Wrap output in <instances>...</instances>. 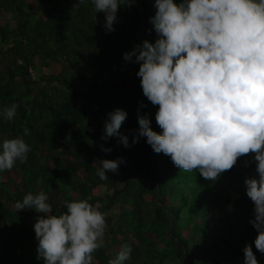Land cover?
<instances>
[{"label": "trees", "instance_id": "16d2710c", "mask_svg": "<svg viewBox=\"0 0 264 264\" xmlns=\"http://www.w3.org/2000/svg\"><path fill=\"white\" fill-rule=\"evenodd\" d=\"M154 3L121 6L115 31L106 34L105 15L91 0H0V109L19 106L13 120L0 117V140L23 136L31 148L26 162L0 173V264H43L33 227L39 214L14 208L39 191L48 194L53 214L84 197L110 213L94 264H108L126 243L132 253L125 264H243L242 249L257 235L244 180L256 174L257 162L246 154L212 182L155 153L146 137L132 142L138 115L162 132L159 106L143 95L136 74L140 64L123 59L135 45L155 41ZM116 108L128 113L120 131L129 147L117 137L101 139ZM118 157L125 161L119 174L109 171L101 181L93 163Z\"/></svg>", "mask_w": 264, "mask_h": 264}, {"label": "clouds", "instance_id": "9594fccd", "mask_svg": "<svg viewBox=\"0 0 264 264\" xmlns=\"http://www.w3.org/2000/svg\"><path fill=\"white\" fill-rule=\"evenodd\" d=\"M95 13L105 15V33L115 31L121 6L135 0H91ZM85 0H77L83 5ZM149 18L156 38L143 41L123 54L126 62H138L143 95L158 105L153 130L147 114L138 115L137 135L155 153L171 157L175 166L196 170L216 182L249 155L256 163L255 175L244 180L247 197L254 204L249 223L257 235L245 243L243 264H259L253 251L264 254V0H155ZM11 18V14H9ZM135 58V59H133ZM13 103L0 109V117L11 121L17 115ZM127 111L116 108L107 114L102 140L117 137L129 147L120 129ZM29 134L28 129L24 135ZM104 152L112 151L104 148ZM30 145L23 136L0 140V173L17 161L26 162ZM125 163L97 159L96 174L108 180L107 172L118 173ZM105 186V191H107ZM65 211L53 214L44 191L29 192L14 204L17 211L34 210L38 240L37 259L43 264H94V253L105 246L109 212H102L91 197L64 201ZM115 210H113L114 214ZM130 244L121 246L108 264H125L131 258Z\"/></svg>", "mask_w": 264, "mask_h": 264}]
</instances>
